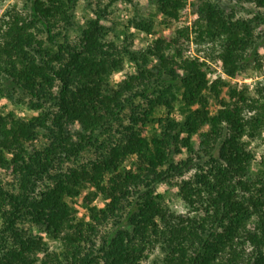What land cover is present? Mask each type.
<instances>
[{
	"label": "trees",
	"instance_id": "obj_1",
	"mask_svg": "<svg viewBox=\"0 0 264 264\" xmlns=\"http://www.w3.org/2000/svg\"><path fill=\"white\" fill-rule=\"evenodd\" d=\"M19 1L0 18V96L34 113L0 111V169L14 177L10 187L0 179V264H143L155 250L148 264H264V162L252 169L250 148L264 137V82L254 93L210 82L205 61L185 57L178 36L139 48L133 33L109 39L104 20L115 1L98 2L75 43L57 37L75 24L79 0ZM153 1L164 22L185 6ZM236 1L228 11L199 0L195 29L231 77L259 61L264 23L263 10L236 14L237 4L264 9V0ZM154 23L133 17L127 29L151 33ZM126 63L135 70L112 85ZM166 183L185 212L168 204L158 187ZM84 189L87 218L70 203ZM98 195L104 206L92 204Z\"/></svg>",
	"mask_w": 264,
	"mask_h": 264
},
{
	"label": "rangeland",
	"instance_id": "obj_2",
	"mask_svg": "<svg viewBox=\"0 0 264 264\" xmlns=\"http://www.w3.org/2000/svg\"><path fill=\"white\" fill-rule=\"evenodd\" d=\"M19 0H0V18L3 13L15 2ZM110 1H115L112 8L109 9L110 13L107 14L104 22L107 26H110L109 39L116 40L119 43L124 40V32L133 33L134 39L133 43L136 48L145 47L149 42H152L155 37L158 36H178L180 43L183 47V52L187 58H199L205 61L204 69L208 74L210 82L217 78H221L226 83L237 87L243 88L247 87L250 92L254 93L256 86L264 82V23L257 32L261 36L256 43L257 47V59L259 61L253 62L252 67H249L246 71L238 74L235 77L228 76L221 64L219 63L216 55L213 53L214 45L211 42H198L195 38L196 21L198 20L197 4L199 0H184L185 6L180 10L178 17L172 19L169 22H164L162 17L156 15V8L153 0H132L128 2L126 0H79V4L75 9V24L71 27H58L61 34L57 37L58 42H64L65 34L69 37L68 39L75 43L79 38L80 28L86 24L87 19L94 16V12L97 10L98 2H101V6L108 4ZM219 3L221 6L226 7L228 11L231 7L236 4V0H212ZM19 6H23L22 2L19 1ZM263 8H257L251 3H239L236 7L237 16L241 17H252L254 13L260 11ZM154 18L155 23L153 26V31L147 33L143 30L137 29L135 27H129L130 18ZM186 29V35L179 34L180 30ZM43 38H46V33H40ZM135 70V66L130 63H126L124 68L121 70L114 71L110 76V82L112 85H116L119 81H122L128 74ZM217 101L213 99L210 104V108L213 112L218 108ZM0 111L3 113H8L14 111L17 114L31 116L34 111L30 110L27 106L22 103H16L7 96H0ZM165 113L166 110H160ZM155 128L153 125L151 127ZM195 145L197 146L198 137H195ZM46 143V137L44 132L39 135V138L34 143L36 147H41ZM250 148L255 154V159L252 164V169H261L264 162V137L254 139L250 142ZM91 154L86 153L85 155L79 157L78 161H85ZM188 156L186 149L183 153L177 155L176 158H185ZM133 158L126 161V164H130ZM193 171L186 174V177L191 176ZM0 179L7 186L13 185L14 177L11 171L7 169H0ZM159 189L165 194V199L172 209L178 212H185L186 206L181 199L176 196V188L172 184L166 183L164 185L158 186ZM90 189H84L83 192L75 199L70 200L72 206L76 210L77 217L87 218V209L84 207V202L86 201V194ZM104 199L101 195H98L92 202V204H97L98 206H104ZM48 240V245L50 249H59L60 243L51 239L48 234L44 233ZM157 255H159L158 250H155L150 259L145 261L143 264H148L150 261H156ZM158 261V260H157Z\"/></svg>",
	"mask_w": 264,
	"mask_h": 264
}]
</instances>
